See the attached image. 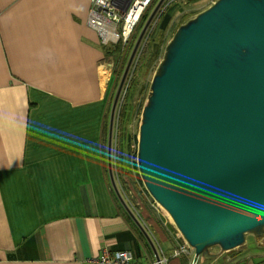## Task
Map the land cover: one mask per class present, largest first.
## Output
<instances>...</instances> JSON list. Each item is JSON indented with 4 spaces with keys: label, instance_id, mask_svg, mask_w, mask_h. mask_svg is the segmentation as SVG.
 <instances>
[{
    "label": "crops",
    "instance_id": "1",
    "mask_svg": "<svg viewBox=\"0 0 264 264\" xmlns=\"http://www.w3.org/2000/svg\"><path fill=\"white\" fill-rule=\"evenodd\" d=\"M90 3L0 0V264H90L105 247L191 264L173 254L178 232L138 214L150 241L115 193L106 116L116 54L88 25ZM255 248L208 263L264 264Z\"/></svg>",
    "mask_w": 264,
    "mask_h": 264
},
{
    "label": "water",
    "instance_id": "2",
    "mask_svg": "<svg viewBox=\"0 0 264 264\" xmlns=\"http://www.w3.org/2000/svg\"><path fill=\"white\" fill-rule=\"evenodd\" d=\"M166 0L148 17L118 86L115 109L135 53ZM137 162L154 200L205 260L234 250L247 234L264 236V0H216L182 24L155 72L139 126Z\"/></svg>",
    "mask_w": 264,
    "mask_h": 264
},
{
    "label": "rangeland",
    "instance_id": "3",
    "mask_svg": "<svg viewBox=\"0 0 264 264\" xmlns=\"http://www.w3.org/2000/svg\"><path fill=\"white\" fill-rule=\"evenodd\" d=\"M158 1L159 0H155L153 3L149 5L148 9L142 16L143 19L141 18L142 20H140L139 24L135 28V31H133L134 33L132 37L129 38L130 40L128 41V43L124 45L123 47L124 49L122 48L121 51L117 53L111 61H109V63L111 64L110 66L111 75H112L111 83L113 82L114 86L108 87L111 93L108 98V107H107V116H106L107 152H108L109 131L111 125L110 124L111 115H112L114 99L118 86L121 82L124 71L128 65L135 43L148 19V18L145 19V17L147 16V14H149L150 16L152 10L154 9ZM215 1L216 0H197V1L173 0L174 3H178L179 8L177 6L178 9L174 14L170 26L167 28L165 32L159 31L158 34H156L155 40L152 41L153 47L157 43H160V45L162 46V50L160 52L159 57L156 60H152L149 59V55H148L142 60L143 50L146 49V44L150 41L153 31L157 28L161 16L163 15V13L167 11L169 5L172 4L168 0L164 2L159 12L155 16L151 26H149L147 32L145 33L139 45V48L137 49V52L135 53V57L132 61L131 66L129 67L128 75L126 77L119 101L115 109V115L113 121V136H112L113 172L115 179L120 178V182L116 179V183L117 185H119V187H121L120 189L124 197L125 198H128L127 196L131 197V201L133 202L132 205L135 206L134 207L135 209H133V207L130 205L131 203L128 204L129 207L133 209L134 213L138 217L139 215H141L142 218L145 220V223L148 224L146 216L152 214L151 216L155 221L156 219H158L163 226L169 227L170 229L174 230L175 232H178L179 234L180 232L176 228V225L172 220V218L170 217V215L168 214V212L154 200V198L147 190L141 178L139 167L137 168L135 167L134 163L135 161L137 162V154H138L139 126L141 123L143 107L149 96L153 76L157 71L161 61L164 58L166 47L169 41L172 39L173 35L182 24H185L187 21L195 17L198 13L207 9ZM111 45H115V44H111ZM150 50L154 51V48H151ZM134 84L135 87H131ZM129 90L132 91V94L134 93L132 100V105H134V108L132 109V112L128 111L127 114H124L123 113L124 111L122 112L123 110L122 105L124 103L123 99L125 95H127L126 91L129 92ZM121 112L124 117V122L122 121L118 122L121 118ZM139 177L141 178L142 181L139 179ZM256 246L259 247L264 246V236L256 237L254 234H247L245 244L234 250L221 253L220 247L214 246L213 248H211V251L213 253H220L223 258L222 262H224L226 258L233 259L235 258V256L238 255V253H241L243 251L247 253L248 252L250 253V251L256 252L257 249L255 248Z\"/></svg>",
    "mask_w": 264,
    "mask_h": 264
},
{
    "label": "built area",
    "instance_id": "4",
    "mask_svg": "<svg viewBox=\"0 0 264 264\" xmlns=\"http://www.w3.org/2000/svg\"><path fill=\"white\" fill-rule=\"evenodd\" d=\"M155 0H91L88 25L93 28L103 45L125 44L132 37L133 31L139 24L149 5ZM121 188V187H119ZM121 190V189H120ZM173 254L191 257V264H205V259L197 255L194 248L183 238ZM166 256H158L148 263L135 259L130 250H112L105 247L99 256L93 258L90 264H167Z\"/></svg>",
    "mask_w": 264,
    "mask_h": 264
},
{
    "label": "trees",
    "instance_id": "5",
    "mask_svg": "<svg viewBox=\"0 0 264 264\" xmlns=\"http://www.w3.org/2000/svg\"><path fill=\"white\" fill-rule=\"evenodd\" d=\"M170 3H172L171 5H169V7L167 8V11L165 13H163V15L161 16L160 18V21H159V24L157 26V28L153 31L152 33V36H151V39L150 41L146 44V49L143 50V55H142V60L149 55V59H152V60H156L159 55H160V52L162 50V46L160 45V43H157L154 47L152 46V41L155 40V37H156V34H158V32H165L167 30V28L170 26V23L174 17V14L176 13L177 9L179 8L178 6V3H174L173 0H168ZM193 1H197V0H193ZM174 3V4H173ZM178 6V8H177ZM182 10V9H180ZM149 16V14H147V16L145 17V19H147ZM143 19V18H142ZM141 19V20H142ZM144 19V20H145ZM144 24V23H143ZM136 39V38H135ZM123 48V45L121 43H118V44H115L113 45L112 47L109 48L108 50V53H111V54H117L121 51V49ZM151 48H154V51H151L150 49ZM124 49V48H123ZM131 87H135V84ZM132 90V89H131ZM129 90L126 91L127 95H125L123 101V105H122V112L124 114H127L128 111L132 112V109L134 108V105H132V100H133V96H134V93L132 94V91ZM122 112H121V118L118 122H124V117L122 115ZM128 116V115H127ZM116 163V161H115ZM135 167L137 168L138 165H137V162L135 161ZM117 166V165H116ZM117 173V172H116ZM118 176V175H117ZM139 179L141 180V178L139 177ZM142 181V180H141ZM119 182H120V178H119ZM123 190H124V187H123ZM128 198H125L129 201V203H131L130 205L133 207V209H135L133 202L131 201V197L130 196H127ZM155 212V211H154ZM125 215L127 216V218L129 220L132 221V224L137 226V224L135 222H133V219L132 217L129 215V213L127 212V210H125ZM152 215V214H151ZM140 218V217H139ZM210 260H207L205 261V264L208 263Z\"/></svg>",
    "mask_w": 264,
    "mask_h": 264
},
{
    "label": "clouds",
    "instance_id": "6",
    "mask_svg": "<svg viewBox=\"0 0 264 264\" xmlns=\"http://www.w3.org/2000/svg\"><path fill=\"white\" fill-rule=\"evenodd\" d=\"M116 180V179H115ZM119 186V185H118ZM120 189V188H119ZM121 191V190H120ZM122 192V191H121ZM123 194V193H122ZM124 196V195H123ZM127 200V199H126ZM127 202H128V200H127ZM128 204H129V202H128Z\"/></svg>",
    "mask_w": 264,
    "mask_h": 264
},
{
    "label": "flooded vegetation",
    "instance_id": "7",
    "mask_svg": "<svg viewBox=\"0 0 264 264\" xmlns=\"http://www.w3.org/2000/svg\"><path fill=\"white\" fill-rule=\"evenodd\" d=\"M205 261H207V260H205Z\"/></svg>",
    "mask_w": 264,
    "mask_h": 264
}]
</instances>
